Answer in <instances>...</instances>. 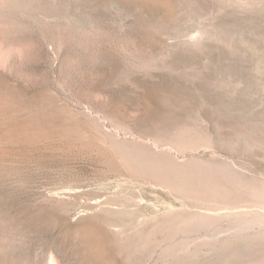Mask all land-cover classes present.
Listing matches in <instances>:
<instances>
[{
    "label": "rangeland",
    "instance_id": "1",
    "mask_svg": "<svg viewBox=\"0 0 264 264\" xmlns=\"http://www.w3.org/2000/svg\"><path fill=\"white\" fill-rule=\"evenodd\" d=\"M0 264H264V0H0Z\"/></svg>",
    "mask_w": 264,
    "mask_h": 264
},
{
    "label": "bare ground",
    "instance_id": "2",
    "mask_svg": "<svg viewBox=\"0 0 264 264\" xmlns=\"http://www.w3.org/2000/svg\"><path fill=\"white\" fill-rule=\"evenodd\" d=\"M0 108H2V107H0ZM3 124H4V121H3L1 110H0V149L3 145V140H4V135L1 133L2 132L1 128H2Z\"/></svg>",
    "mask_w": 264,
    "mask_h": 264
}]
</instances>
